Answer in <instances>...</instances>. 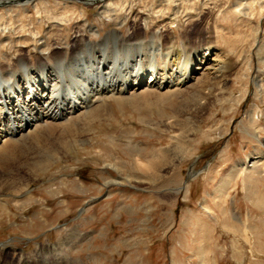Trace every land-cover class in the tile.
Here are the masks:
<instances>
[{"label": "rangeland", "instance_id": "1", "mask_svg": "<svg viewBox=\"0 0 264 264\" xmlns=\"http://www.w3.org/2000/svg\"><path fill=\"white\" fill-rule=\"evenodd\" d=\"M232 1L230 11L235 9ZM68 2L79 10L84 7V15L76 12L65 29L52 33L51 51L64 47L70 56L76 40L98 42L114 29L125 37L135 31L149 37L138 7L117 26L101 16L98 6ZM205 14L208 10L201 17ZM46 22L44 39L51 29ZM256 22L243 18L241 25L231 24L235 35L228 33V40L241 42L234 50L242 56L239 66L224 82L212 81L213 91L222 94L195 118L181 117V127H157L174 115L165 101L138 107L123 96L107 95L100 98L106 106L98 105V113L81 118L61 148L49 144L47 151L55 158L48 165L19 170L18 184L28 185L33 196L10 199V211L0 209V245H6L13 264L22 254L34 264L40 246L55 252L46 264H264V159L254 167L247 163L249 157L264 155V95H258L257 87L264 81V20L263 51L253 49L247 73L244 60ZM200 23L186 28L192 45L207 37ZM173 31L180 37L178 26ZM114 47L110 51L116 54ZM29 51L35 53L31 46ZM51 57L47 60L54 64ZM221 86L224 93L218 90ZM177 91L171 90L174 94L167 99ZM254 118L260 122L257 133ZM163 149L172 151L171 164L158 167L157 177L142 171L138 163L149 168L147 158Z\"/></svg>", "mask_w": 264, "mask_h": 264}, {"label": "bare ground", "instance_id": "2", "mask_svg": "<svg viewBox=\"0 0 264 264\" xmlns=\"http://www.w3.org/2000/svg\"><path fill=\"white\" fill-rule=\"evenodd\" d=\"M79 1L83 5L98 6L101 16L117 26H123L133 7H138L137 10L145 14L142 30H150L149 37L145 31L141 34L135 31L132 36L125 37L121 30L114 29L98 42L84 37L75 39V51L68 56L64 47L58 46L51 51L50 36L65 29L76 17V12L83 16L84 7L82 11L71 7L68 0H0V209L6 212L10 211V199L33 196L28 185L20 187L18 184L19 170L29 172L48 165L55 158L47 151L49 144L53 143L57 150L61 148L64 139L75 132L73 127L81 118L98 113V105L106 106L107 101H101V97L117 94L138 107L165 101L174 115L168 121L157 123V127L172 131L181 127L184 122L180 121L181 117L195 118L206 111L212 100L222 94L213 91L212 81L224 82L239 66L242 56L234 50L241 42L236 37L228 40V33L232 37L235 35L231 24L237 27L243 18L251 23L257 21L253 45L244 58L246 73L252 67L253 49L254 53L264 49V46L260 49L264 0ZM231 1L234 11L229 9ZM204 10H208V14L201 17ZM46 21L50 22L51 29L44 39L41 30L48 23ZM195 22L205 24L207 37L192 45L186 28ZM174 26H178L180 37L175 35ZM113 45L116 54L110 51ZM30 46L34 54L29 51ZM224 46L231 50L223 52L221 47ZM119 49L123 50L118 52ZM88 50L92 53L88 54ZM48 55L53 57L54 64L48 62ZM3 58L6 62H2ZM65 69L70 70L69 78ZM76 71L78 73L73 74ZM116 74L119 80H115ZM257 87L258 95L263 97L264 81L259 80ZM171 90L178 91L174 99L168 100L174 94ZM218 90L224 93L222 86ZM256 120L254 118L255 132L260 128ZM150 157L147 158L149 168L145 165V169L144 163L138 164L142 171L153 173L154 177L163 165L173 161L172 151L165 149L153 151ZM261 159H264L263 154L249 157L247 163L254 167ZM5 246L0 245V264H13ZM52 254L55 252L40 246L34 264H46L47 256ZM31 262L22 254L16 264Z\"/></svg>", "mask_w": 264, "mask_h": 264}]
</instances>
